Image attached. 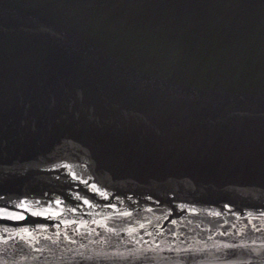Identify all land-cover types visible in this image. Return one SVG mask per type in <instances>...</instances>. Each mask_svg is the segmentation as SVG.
<instances>
[{
    "label": "water",
    "instance_id": "obj_1",
    "mask_svg": "<svg viewBox=\"0 0 264 264\" xmlns=\"http://www.w3.org/2000/svg\"><path fill=\"white\" fill-rule=\"evenodd\" d=\"M262 213L264 0H0V264H264Z\"/></svg>",
    "mask_w": 264,
    "mask_h": 264
},
{
    "label": "snow or ice",
    "instance_id": "obj_2",
    "mask_svg": "<svg viewBox=\"0 0 264 264\" xmlns=\"http://www.w3.org/2000/svg\"><path fill=\"white\" fill-rule=\"evenodd\" d=\"M52 167L53 168H58V167H60V165L59 164H56V165H53ZM72 176H73V179H76V180H79L80 179V177L77 176L75 173H72ZM83 183L86 186H88V181L87 180H84ZM90 187H91V189L94 192H98L100 196L103 197V196L106 195L105 192L104 191H101L99 188H97V186L95 184H92ZM75 198L77 200H83V203L85 205H89L90 207L93 206V205L90 204V202H89L88 199L82 197L79 193H76L75 194ZM129 199H131V197H129ZM148 199L151 200L152 198L151 197H148ZM54 202H55L56 205H63V203H64V201H62L59 197H57ZM37 203H39V201H37ZM19 207L22 208V209H24L25 211H31V214L34 215V216H43L45 218H52V217L59 218L62 215L60 212H56V211H53L51 209H48V210H40V211H32L28 207V205L25 204L23 201L20 202ZM109 207H115V205H109ZM179 207H180L181 210H183L186 207V205L181 204V205H179ZM226 207H229V206L226 205ZM76 210L77 209L75 207H73V208L70 209V211H72V212H75ZM149 210H151V209H149ZM188 210L189 211H192V212H195L196 211L194 208H189ZM262 214H264V213H262ZM121 215L129 216L130 217L131 216V213H129V212H123V213H121ZM214 215L219 216L220 213L217 212V213H214ZM7 218H10V219H13V220H24L25 219V216L22 215V214L12 213ZM165 218H167V217H165ZM62 223H64V224H74L76 222L75 221H70V220H62ZM93 223H98V222L93 221ZM172 223L174 224V223H176V221L173 220ZM57 227H59V225H57ZM140 227L143 228L144 225H140ZM5 231H7V229H5ZM21 232L27 233L28 230L27 229H22ZM28 235L31 236V233H28ZM58 235H59V233H57V236ZM65 235H67V233H65ZM149 235H151V233H149ZM49 239H51V237H49ZM72 243H75V241L73 240ZM225 247H236V246H233V245H225ZM37 251H40V250L37 249Z\"/></svg>",
    "mask_w": 264,
    "mask_h": 264
}]
</instances>
